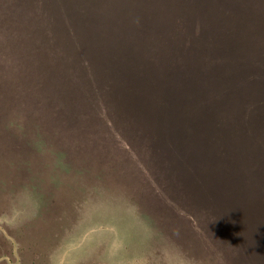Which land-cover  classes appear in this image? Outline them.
<instances>
[{"label": "trees", "instance_id": "obj_1", "mask_svg": "<svg viewBox=\"0 0 264 264\" xmlns=\"http://www.w3.org/2000/svg\"><path fill=\"white\" fill-rule=\"evenodd\" d=\"M96 101L111 125L168 108L171 126L144 127L171 134L167 152L205 192L264 216V0H0V122L60 128ZM84 119L71 127L81 142Z\"/></svg>", "mask_w": 264, "mask_h": 264}, {"label": "rangeland", "instance_id": "obj_2", "mask_svg": "<svg viewBox=\"0 0 264 264\" xmlns=\"http://www.w3.org/2000/svg\"><path fill=\"white\" fill-rule=\"evenodd\" d=\"M63 71L62 84L74 80ZM89 104L88 118L66 116L60 128L0 122V264H264L262 213H236L219 188L220 197L205 192L200 170L190 175L181 155L167 152L171 134L144 127L171 126L168 108L111 125L112 105ZM81 119L82 142L71 132ZM52 249L55 257L39 255Z\"/></svg>", "mask_w": 264, "mask_h": 264}]
</instances>
